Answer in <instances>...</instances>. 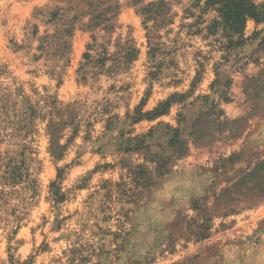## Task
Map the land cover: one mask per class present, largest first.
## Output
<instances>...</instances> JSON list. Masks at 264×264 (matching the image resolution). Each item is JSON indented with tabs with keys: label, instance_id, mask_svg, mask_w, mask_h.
Listing matches in <instances>:
<instances>
[{
	"label": "rangeland",
	"instance_id": "obj_1",
	"mask_svg": "<svg viewBox=\"0 0 264 264\" xmlns=\"http://www.w3.org/2000/svg\"><path fill=\"white\" fill-rule=\"evenodd\" d=\"M89 1L0 0V264H264V199L221 196L264 158V22L226 49L215 13L189 26L182 0L148 80L131 1L111 35L88 26ZM119 35L140 49L130 69L79 81L92 37L112 52ZM158 160L168 173L142 199L108 193L125 165Z\"/></svg>",
	"mask_w": 264,
	"mask_h": 264
},
{
	"label": "trees",
	"instance_id": "obj_2",
	"mask_svg": "<svg viewBox=\"0 0 264 264\" xmlns=\"http://www.w3.org/2000/svg\"><path fill=\"white\" fill-rule=\"evenodd\" d=\"M135 7V12L141 18V24L145 30L147 38V58L150 65L147 67V79L151 80L159 73L163 61L158 60L159 54H168L167 47H162L160 42L162 38L160 30L168 28L173 22L176 13L173 11L174 4H181L182 0H130ZM188 4L183 12L195 18L189 26H198L205 22L204 16L213 11L215 15L205 27L209 34L220 31L221 37L225 39L226 49L239 46L246 40L244 29L246 22L251 19L256 23L264 22V2L255 3L254 0H187ZM99 0H90L88 9L85 11L90 15L89 27L101 25L106 34H112L116 28H119L117 15L120 5L113 2L101 7ZM84 12V13H85ZM73 27L64 29V33L69 35ZM169 29H167L168 31ZM198 30V29H196ZM257 33H255L256 35ZM254 35V36H255ZM253 36V38H254ZM110 41V40H109ZM264 41L261 38L259 44ZM68 41L62 37L61 54L67 53ZM93 52L94 54L92 55ZM140 49L137 47L133 37L123 39L120 35L115 43V50L109 52L108 48L101 42H97L96 37L86 45V51L83 53L84 62H81L77 74L79 81H85L90 73H98L110 76V74H119L130 69L134 61L137 60ZM110 62V64H108ZM93 63V65H91ZM92 68H96L93 72ZM249 81H256L255 78ZM225 100H229L225 97ZM169 106V101L159 103L153 110L142 113L137 112L138 117L148 116L151 118L164 114ZM144 137V136H143ZM143 140V139H141ZM179 144V142H178ZM182 151L183 146H179ZM184 153V152H182ZM230 159V158H229ZM126 167V179L107 186L108 193L115 191L118 200L125 203L134 202L142 199L150 187L157 184L158 179L168 173V169L163 160H158L151 169L144 164H128ZM61 169H58L57 179L60 178ZM115 189V190H114ZM242 189L244 191H242ZM238 192L249 195V198L264 199V158L258 161L252 169L242 174V176L233 184V186L224 189L222 195H229L231 192ZM61 196L56 194L55 201L61 200ZM200 234V233H199ZM202 233L201 236H204Z\"/></svg>",
	"mask_w": 264,
	"mask_h": 264
},
{
	"label": "crops",
	"instance_id": "obj_3",
	"mask_svg": "<svg viewBox=\"0 0 264 264\" xmlns=\"http://www.w3.org/2000/svg\"><path fill=\"white\" fill-rule=\"evenodd\" d=\"M264 127V121L262 122L261 128Z\"/></svg>",
	"mask_w": 264,
	"mask_h": 264
}]
</instances>
